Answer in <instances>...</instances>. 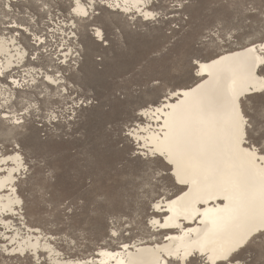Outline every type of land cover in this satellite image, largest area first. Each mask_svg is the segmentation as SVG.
I'll return each instance as SVG.
<instances>
[{
	"label": "rangeland",
	"instance_id": "rangeland-1",
	"mask_svg": "<svg viewBox=\"0 0 264 264\" xmlns=\"http://www.w3.org/2000/svg\"><path fill=\"white\" fill-rule=\"evenodd\" d=\"M42 1L51 4L50 0ZM174 2L152 3L157 18L149 22L98 9L95 25L102 28L109 42L100 44L93 39L90 22L88 29L81 25L78 41H71L68 46L72 56H79L78 66L69 60L60 69H68L65 75L71 82L66 85L69 94L42 97V88L31 89L26 96L17 93L13 106L18 110L24 108L23 100L27 99L36 101L38 108L25 115L23 128L16 129L13 135L4 133L7 124L0 122V150L9 152L19 144L26 163V174L17 183L25 221L52 235L57 247L68 256H87L102 246L117 249L124 241L164 240L159 229L150 224L156 215L153 203L162 200V196L176 195L181 186L175 185L169 167L160 158L149 157L145 161L143 157L131 156L136 144L124 135L127 125L145 124L140 115L142 109L158 103L164 92L191 85L196 73L192 60L196 57L207 60L213 51L220 53L222 49L264 41V0H188L184 8H173ZM3 3L0 0L1 10ZM42 4L26 0L13 8H18L15 18L29 26L30 34H36V23L45 28L50 18L52 22L67 20L66 3L51 4V15ZM10 19L0 13V26L4 27L2 22L10 23ZM217 24H221L225 34H233L230 40L219 41V47H205L197 42L201 31ZM23 44L29 67L53 73L48 69L52 65L55 72L54 65L58 63L52 57L46 58L51 54L47 49L45 53L39 47L35 49L29 38ZM33 57L38 58L33 61ZM154 80L161 82L159 88L154 86ZM243 101L244 111L250 112L260 99L254 96ZM52 111L59 113L57 121L47 119ZM98 173L128 193V199L113 210L117 221L113 224L111 216L106 219L87 211H78L69 219L61 208L62 201L88 196L89 181ZM114 231L116 236L112 235ZM262 249L261 241L246 247L239 253L242 264H259ZM3 259L7 260L4 264H33L29 257L9 262L0 253V264Z\"/></svg>",
	"mask_w": 264,
	"mask_h": 264
},
{
	"label": "snow or ice",
	"instance_id": "snow-or-ice-1",
	"mask_svg": "<svg viewBox=\"0 0 264 264\" xmlns=\"http://www.w3.org/2000/svg\"><path fill=\"white\" fill-rule=\"evenodd\" d=\"M144 2L150 4L151 0ZM187 4L188 0H175L172 7L184 8ZM104 7L120 8V4H113L111 0H69L67 11L88 29L89 22L95 25L93 17L99 18L98 9ZM141 14L145 19L153 15ZM92 35L100 44L109 42L98 25ZM232 35L230 31L225 34L221 24H217L201 31L197 42L205 47H219V41L230 40ZM36 40L39 41L38 36ZM208 59L210 64L201 63L200 57L192 60L196 76L200 78L194 88L164 92V101L154 110L148 109L152 119L159 122V132L143 135L146 131L152 132L151 125L144 129L127 125L124 132L136 144V150L131 152L133 158L143 157L145 161L149 157L162 158V163L170 166L176 183L189 188L187 192L181 188L182 195L166 201L174 217H168L159 227H169L173 218L198 220L202 225L186 229L187 237H179L180 244L161 249L155 264H242L239 257L242 249L256 241L264 243V87H256L258 83L264 84V44L259 47L253 44L242 54L220 55L213 51ZM206 76L209 79L205 80ZM160 83L153 81L157 88ZM251 94L258 96L260 102L253 104L250 112L242 111L241 97L253 99ZM173 98L176 103H169ZM33 108L35 105H28L25 112L31 114ZM23 115L19 113L11 122L23 126L24 120L20 119ZM59 118L55 111L47 114L50 122ZM3 119L10 118L4 115ZM19 147L17 144L13 151ZM20 159L16 152L15 157L6 155L3 162L15 164ZM17 171L16 167L12 169ZM12 191H17L15 185ZM127 199L124 189L112 185L103 173H98L89 181L88 196H81L77 201L64 200L61 208L69 219L78 211H87L106 219L111 216L114 224L117 217L113 210ZM13 203L21 201L17 199ZM209 204L212 206L206 207ZM153 207L163 211L159 203ZM112 235L117 233L114 231ZM259 264H264V249Z\"/></svg>",
	"mask_w": 264,
	"mask_h": 264
},
{
	"label": "bare ground",
	"instance_id": "bare-ground-1",
	"mask_svg": "<svg viewBox=\"0 0 264 264\" xmlns=\"http://www.w3.org/2000/svg\"><path fill=\"white\" fill-rule=\"evenodd\" d=\"M25 1L26 0H2V2H4L3 4H6L7 7L3 6L2 10L0 8V13L3 17H11L10 20H14L12 22L10 21V23L8 24L2 22L1 25H3L4 27L0 26L2 28V34H0V122L3 125L7 124L4 133H10L12 135V132H16V129H21L23 128V126L15 125L11 121L15 120L17 118V115L22 112L24 113V115L21 116L20 119L25 120V115L27 114V112H25V108L28 105H35V108L33 109L38 108V103L36 101H29L27 99L25 101L23 100V102L25 103L24 108L18 110L13 106L15 99H17V93L21 94V96H26V93L31 89L34 90L42 88L44 89V92L39 93V96L42 97L44 95H47L48 98H53L55 96L60 98L65 94H69V87L66 85H70L71 82L69 81L70 78L68 79L67 75H65L66 72H68V69L65 70L66 72H63V70L60 69L62 68L61 66H65L66 64H68L67 62H69V60L71 62L75 61V65L77 64L76 67L78 66L77 61L79 59V56L78 58L76 56H72V50L71 48H68V46L70 45L71 41H78L77 32L82 29L81 25L84 24L78 19H73L72 16L69 15V12H67V16H64L67 18V20L61 21V24L59 23L60 26L54 24L56 27H58V31H60L61 35H63L64 41L66 42V48H64L63 50L59 49L57 50L58 52H51L50 50L51 54L46 56V58H54L55 61L60 64L59 66H57L58 64L54 65L55 72L51 70L52 65L48 66L50 67L48 69L53 73H49V71L38 72L35 67H29L30 64H28V60L25 59L26 56H28V52L23 42L26 38H29L32 46L34 47L39 42L42 43L43 41L41 40V37H39V41H37L36 37L38 35L33 33L30 34L31 30L29 26L23 25L22 23L17 21V19L15 18L17 14L15 13L19 14L18 8H15V11L13 9L14 6L16 7L21 2L25 3ZM50 1V3L54 5H57V3H66L67 5L69 4V0ZM157 1L158 0H151L150 4H146L144 0H139V2H137V0H111L113 4H120V8L104 7L103 9L109 10L110 12H114L133 21L140 19L144 22H149L157 18L156 11L152 10V3ZM39 2H42L43 4L41 6L44 7L45 1L43 2L42 0H39ZM46 3L47 7L44 8L47 9V14L51 15L49 7H52V5L48 2ZM125 8H127L128 11H124L123 9ZM4 9H7L8 12H5ZM137 9H139V11H137ZM3 11L5 13H3ZM142 12L151 13L153 15H150L148 19H145L144 15L141 14ZM95 18L96 17H93V19ZM51 20L53 19L50 18V21ZM73 25H75V27H73ZM90 26H93L91 27V31L93 33V28L96 25ZM68 30L70 33L68 32ZM253 44L259 47L261 44H264V41L248 42L240 47H235L227 50L222 49L219 54H242L245 48L252 47ZM43 45L45 46L46 43ZM34 48L36 49L37 47ZM80 48L83 49L81 45ZM37 58L38 57H36V59H34L33 61L37 60ZM201 63L210 64L211 60H201ZM24 67L28 68L24 69ZM207 79L209 78L206 76L205 80ZM199 82L200 78L197 77L195 73V81L191 85L187 87H179L173 90L177 92L187 91L189 87L194 88L196 86V83ZM256 87H264V84L258 83ZM251 95L253 97L256 96L255 94ZM241 100L247 101L248 99L245 97H241ZM163 101L164 96L158 101V103L141 110V112L146 113V115L142 116V118L146 120V123L143 125L139 124V126L144 129L147 128L148 125H151L152 128V132L146 131L143 133V135L151 136L153 133L160 131L159 122L155 119H152L151 113L148 112V109L151 108L154 110ZM168 102L173 104L176 103L174 98ZM241 109L242 111H244L243 104L241 105ZM4 110H8V112ZM4 115H8L10 119H3ZM13 149L14 148H12V150H9V152L7 151L4 153L3 150H0V253H2L3 256H6L9 262L13 259H27L29 257L33 264H66V262H70V264H155L156 258L160 255L161 249L171 248L175 245H178L181 243L179 237H187V233L185 231L186 229L202 227L198 220L193 222L187 219L176 218H173V220L169 222V227H159V224L165 223L168 217H174V212L168 211L169 204L166 201H168L169 199H176L177 196L182 195V192L179 191L176 195L170 198L157 200V202L153 203V205L159 203L163 207V211H158L153 207V213L156 215L151 219V221L156 220L158 223L156 225L150 223L152 228L159 229V233L163 234V241L156 242L155 240H150L151 238L149 239V241L147 239H140L134 242L124 241L120 243V246L117 249H112L109 246H102L95 250L93 254L87 256H68V253L63 252L57 247V241L55 238H53L52 235H50L49 233H45L38 228L29 226L25 221V217L22 213L23 201L19 196L18 189L17 191L13 192L12 187L14 185L17 187L19 179L26 174L27 167L24 161V157L20 152V148L16 149V151H13ZM16 152H19L21 158L20 161H16L15 164H13L12 162H3V158L6 155H12L13 157H15ZM160 159L162 160V158ZM14 167L18 168L17 172H12V169ZM167 167H169L170 176H172L174 182H176V178L175 176H173L170 166ZM175 185L178 184L176 183ZM180 186L184 192H187L189 190L188 187H185L183 185ZM17 199L20 200L21 203H13V201ZM211 206L212 205L209 204L206 207ZM165 237H175L176 239L169 240L165 239ZM244 249H242L241 251H243ZM6 261L7 260L3 259L1 264H4Z\"/></svg>",
	"mask_w": 264,
	"mask_h": 264
},
{
	"label": "built area",
	"instance_id": "built-area-1",
	"mask_svg": "<svg viewBox=\"0 0 264 264\" xmlns=\"http://www.w3.org/2000/svg\"><path fill=\"white\" fill-rule=\"evenodd\" d=\"M35 18V17H34ZM36 18H35V23H36ZM58 20V21H57ZM53 20L47 22L46 25L42 22L41 26L45 28H41L40 24L36 23V26L34 27L35 33L38 35V37H41V40L44 42H39L36 47H39L41 52L45 53L46 49L48 52H58L57 50L59 49H64L66 48L64 40H62L63 35H61L60 31H58V27H56L54 24L59 25L61 20L55 19L54 22ZM47 26V27H46ZM60 26V25H59ZM37 27H40L39 29ZM46 45L44 46L43 44ZM50 48V49H49Z\"/></svg>",
	"mask_w": 264,
	"mask_h": 264
}]
</instances>
